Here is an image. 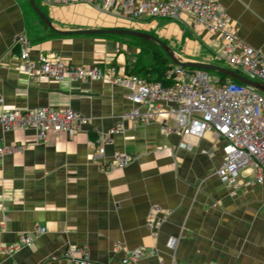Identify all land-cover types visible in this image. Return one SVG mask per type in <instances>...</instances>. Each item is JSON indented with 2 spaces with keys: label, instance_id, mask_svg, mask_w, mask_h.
Returning <instances> with one entry per match:
<instances>
[{
  "label": "crops",
  "instance_id": "crops-1",
  "mask_svg": "<svg viewBox=\"0 0 264 264\" xmlns=\"http://www.w3.org/2000/svg\"><path fill=\"white\" fill-rule=\"evenodd\" d=\"M34 1L57 29H139L173 48L199 52L198 58L176 55L185 61L204 60V52L219 45L210 31L192 21H133L85 2ZM217 1L236 36L264 53V0ZM22 32L29 39L30 59L47 55L99 65L105 78L85 82L32 77L19 66L15 39ZM142 48L125 35L53 32L28 0H0V110L70 108L85 120L73 134L61 132L47 142L37 141L34 129L4 130L0 124V145H24L0 155V246L34 226L46 228L32 233L30 246L9 254L0 247V264H70L62 254L71 244L86 248L89 264H121L128 250L141 246L155 253L135 264H264V184L252 181L249 168L239 171L240 185L233 192L219 180L222 137L213 132L200 138L165 134L159 120H121L132 106L130 75L139 70L137 75L143 76L145 65L137 60ZM107 57L116 68L113 73L107 70ZM121 122L101 159H94L93 139ZM120 152L131 156L126 165L100 167ZM154 205L167 212L156 236L145 224ZM169 236L177 237L174 250L166 246Z\"/></svg>",
  "mask_w": 264,
  "mask_h": 264
},
{
  "label": "built area",
  "instance_id": "built-area-1",
  "mask_svg": "<svg viewBox=\"0 0 264 264\" xmlns=\"http://www.w3.org/2000/svg\"><path fill=\"white\" fill-rule=\"evenodd\" d=\"M46 5H68L85 2L101 12L117 11L121 16L140 20L141 18H168L181 24L188 21L201 25L218 40V49L210 57L199 62L215 64L223 61L228 67L247 78L264 83V53L247 44L233 31L231 21L217 0H42ZM19 66L37 78L44 75L57 81L103 80L105 70L99 65H77L61 59H51L40 55L29 58V39L19 33L15 39ZM107 70L115 71L112 58L105 60ZM217 65V64H216ZM117 81L120 79L117 78ZM133 91L129 95L132 106L121 114V120L143 124L159 120L160 131L174 132L182 136L202 137L213 132L223 139V159L217 167L219 180L233 192L240 185L238 173L249 168L252 181L264 184V93L231 77L210 79L206 70L186 69L173 62L167 64L161 80L151 73L143 76L130 75ZM1 101V100H0ZM172 120V124L168 120ZM85 120L80 112L70 108L51 109L35 107L25 110L2 108L0 124L4 130L31 128L35 139L47 142L58 133L73 134ZM110 128L105 134L93 139V157L100 160L105 147L118 130ZM186 147L185 143H180ZM24 145H0V155L20 151ZM131 159L127 152L114 154L109 161L101 163L104 170L126 165ZM160 207L152 206L146 215L145 224L156 236L167 212L160 213ZM0 224V234H1ZM44 226H34L31 232H22L14 242L1 247L4 253H12L21 247L32 244V233H43ZM177 237L169 236L167 248L174 250ZM155 253L145 247L130 249L121 259V264H135L146 254ZM70 264H89L84 246L69 245L62 254ZM158 264H165L162 260Z\"/></svg>",
  "mask_w": 264,
  "mask_h": 264
},
{
  "label": "water",
  "instance_id": "water-1",
  "mask_svg": "<svg viewBox=\"0 0 264 264\" xmlns=\"http://www.w3.org/2000/svg\"><path fill=\"white\" fill-rule=\"evenodd\" d=\"M28 2L31 8L34 10V12L40 17V19L46 24V26L49 29H51L53 32H56L59 34H117V35H126L130 37H137V38H143L146 40H150L154 42L155 44H157L169 56L171 61L176 65H180L182 67L201 68L204 70H213L217 72L218 74L231 77L232 79H235L241 83L249 85L257 89L258 91L264 93V83L251 80L247 78L246 76L236 72L235 70L222 67L216 64H212V63L183 60L182 58L174 54V52L172 51V48L166 42H164L161 38H159L158 36L152 33L145 32L139 29H131V28H123V27L91 28V29H84V30H60V29L55 28L52 25L51 20L37 6L34 0H28Z\"/></svg>",
  "mask_w": 264,
  "mask_h": 264
},
{
  "label": "rangeland",
  "instance_id": "rangeland-1",
  "mask_svg": "<svg viewBox=\"0 0 264 264\" xmlns=\"http://www.w3.org/2000/svg\"><path fill=\"white\" fill-rule=\"evenodd\" d=\"M129 20H132V19H129ZM121 36H124V35H121ZM128 37L131 38L130 36H128ZM141 45L143 46V48H142L143 52L139 53V55L137 57L138 58L137 60L141 59L143 65H145V67H148V68H151L154 65H156L159 68L162 67V64H158V63L155 64V62L150 57L151 56V52L150 51H151L152 48L159 49L160 51H162L161 48L156 46V45H154V44H152V43H141ZM171 48L175 49V51H173L175 55H181L182 57L198 58L200 56L199 52H197V51H195V52L193 51L191 53H189L188 51L185 52V51H183V47H180V46L174 47V48L171 47ZM210 49L211 50H206L204 52L206 57H210L212 55V53L215 52L218 49V47L214 43ZM145 52L148 53L149 55L147 54V56L144 57L143 54H146ZM214 63L219 65V66H222V67H228L226 65V63L223 62V61L215 60ZM186 69H193V67H186ZM206 71L208 73L209 78L212 79V80L215 79V78H218V76H219V74L217 72L213 71V70H206ZM138 72H139V70H138Z\"/></svg>",
  "mask_w": 264,
  "mask_h": 264
},
{
  "label": "trees",
  "instance_id": "trees-1",
  "mask_svg": "<svg viewBox=\"0 0 264 264\" xmlns=\"http://www.w3.org/2000/svg\"><path fill=\"white\" fill-rule=\"evenodd\" d=\"M131 38L134 39L138 43H152V44L158 46L157 44H155L154 42H152L150 40H146V39H143V38H136V37H131ZM150 52H151V58L155 62V64L156 63L162 64V67L159 68L156 65L152 66L151 68L143 67L141 72H143L142 73L143 75L150 74V73L154 72L153 74L155 75L156 79L161 80V78L163 76V73H164V70L167 67V64L172 62V61L169 58V56L163 50L160 51L159 49L152 48ZM132 73L133 74H137L138 70L135 71V72H132ZM224 77H226V76L225 75H221V79H223Z\"/></svg>",
  "mask_w": 264,
  "mask_h": 264
}]
</instances>
